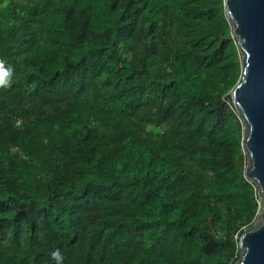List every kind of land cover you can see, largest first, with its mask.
<instances>
[{"label":"trees","instance_id":"16d2710c","mask_svg":"<svg viewBox=\"0 0 264 264\" xmlns=\"http://www.w3.org/2000/svg\"><path fill=\"white\" fill-rule=\"evenodd\" d=\"M0 264H235L260 209L224 0H0Z\"/></svg>","mask_w":264,"mask_h":264},{"label":"water","instance_id":"95a60500","mask_svg":"<svg viewBox=\"0 0 264 264\" xmlns=\"http://www.w3.org/2000/svg\"><path fill=\"white\" fill-rule=\"evenodd\" d=\"M242 53L241 75L231 90L243 120L246 175L257 185L262 221L244 228L235 264H264V0H224Z\"/></svg>","mask_w":264,"mask_h":264},{"label":"clouds","instance_id":"9594fccd","mask_svg":"<svg viewBox=\"0 0 264 264\" xmlns=\"http://www.w3.org/2000/svg\"><path fill=\"white\" fill-rule=\"evenodd\" d=\"M4 65L5 61L0 60V88L7 89L11 86V68L6 69ZM50 257L56 264H63L64 256L59 248L52 251Z\"/></svg>","mask_w":264,"mask_h":264},{"label":"rangeland","instance_id":"374dc122","mask_svg":"<svg viewBox=\"0 0 264 264\" xmlns=\"http://www.w3.org/2000/svg\"><path fill=\"white\" fill-rule=\"evenodd\" d=\"M261 207H262V205L260 204V209H259V212L258 213L261 212ZM261 221H262V216H260L259 214H257L254 223L255 224H259Z\"/></svg>","mask_w":264,"mask_h":264}]
</instances>
